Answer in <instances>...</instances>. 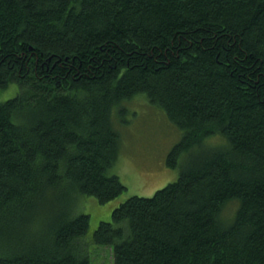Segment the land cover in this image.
Masks as SVG:
<instances>
[{"label": "trees", "instance_id": "trees-1", "mask_svg": "<svg viewBox=\"0 0 264 264\" xmlns=\"http://www.w3.org/2000/svg\"><path fill=\"white\" fill-rule=\"evenodd\" d=\"M13 83L0 264H91L104 245L112 264H264V0H0V91ZM139 97L182 133L179 178L90 237L76 200L127 191L109 172Z\"/></svg>", "mask_w": 264, "mask_h": 264}, {"label": "rangeland", "instance_id": "rangeland-1", "mask_svg": "<svg viewBox=\"0 0 264 264\" xmlns=\"http://www.w3.org/2000/svg\"><path fill=\"white\" fill-rule=\"evenodd\" d=\"M18 90L16 83L11 84L7 90L0 91V101L16 96ZM128 106V112L118 118L121 148L119 158L109 172L121 178L127 191L102 204L93 196H80L76 200L75 214L90 215V237L101 222L112 220L114 208L128 197L153 196L158 189L179 178L180 168L173 169L167 165V157L181 139V131L168 119L166 112L143 97L132 99ZM227 207L225 217L230 219L237 206L231 203ZM88 251L91 264H112L109 246H96Z\"/></svg>", "mask_w": 264, "mask_h": 264}]
</instances>
